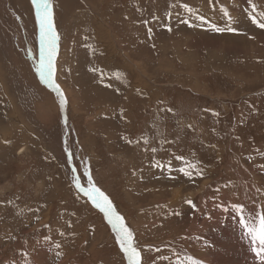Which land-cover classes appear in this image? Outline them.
<instances>
[{
    "label": "rangeland",
    "instance_id": "obj_1",
    "mask_svg": "<svg viewBox=\"0 0 264 264\" xmlns=\"http://www.w3.org/2000/svg\"><path fill=\"white\" fill-rule=\"evenodd\" d=\"M51 8L52 88L32 0H0V264H128L93 187L141 264H264V0Z\"/></svg>",
    "mask_w": 264,
    "mask_h": 264
},
{
    "label": "snow or ice",
    "instance_id": "obj_2",
    "mask_svg": "<svg viewBox=\"0 0 264 264\" xmlns=\"http://www.w3.org/2000/svg\"><path fill=\"white\" fill-rule=\"evenodd\" d=\"M32 5L35 8L36 21L39 25L40 32V57L37 72L40 80L47 83L48 86L52 88L54 87L52 77L55 71V51L59 38L53 24L51 0H32ZM225 15H227V13H225ZM199 19L202 22L207 23L203 17H200ZM253 22L255 23V20H253ZM184 23H188V21H184ZM211 27L218 32L235 31L233 28H218L216 25H211ZM259 27L264 28V23L260 24ZM55 90L61 97L60 106L63 108L66 102L63 99L59 88L57 87ZM73 179L75 180L76 178L73 177ZM89 183H91V180H89ZM76 187L78 190L84 191L78 182L76 183ZM87 195L92 200V203L104 213L105 218H107L108 223L112 227V230L116 233L117 242L120 244L121 250L124 252L125 257L128 260V264H141L140 253L130 243L132 233L124 225L123 218L120 217L112 208L111 203L107 200V197H105L103 193L95 187L88 190ZM252 234L254 240L259 239V254L264 255V229H262L259 236H257L255 230H253Z\"/></svg>",
    "mask_w": 264,
    "mask_h": 264
},
{
    "label": "bare ground",
    "instance_id": "obj_3",
    "mask_svg": "<svg viewBox=\"0 0 264 264\" xmlns=\"http://www.w3.org/2000/svg\"><path fill=\"white\" fill-rule=\"evenodd\" d=\"M63 1H64V0H63ZM63 3H64V2H63ZM63 8H64V7H63ZM63 8H62V9H63ZM65 8H66V6H65ZM62 9H61V10H62ZM66 11H67V9H66ZM104 89H105V88H104ZM94 93H95V92H94ZM130 186H131V185H130ZM132 187H133V186H132ZM134 187H135V186H134ZM173 194H174V192H173ZM177 196H178V195H177ZM81 197H82V196H81ZM149 200H150V199H149ZM173 202H175V201H173ZM152 203H153V201H150L148 204H152ZM154 203H155V202H154ZM138 206H141V205H138ZM155 208H156V207H155ZM155 208H153L154 210H153L152 213H154V212L156 211ZM151 217H152V216H151ZM141 220H142V219H141ZM141 220L139 219V226L136 224L138 227H140V225L142 224ZM136 228H137V227H136ZM217 264H218V263H217ZM219 264H220V263H219Z\"/></svg>",
    "mask_w": 264,
    "mask_h": 264
}]
</instances>
